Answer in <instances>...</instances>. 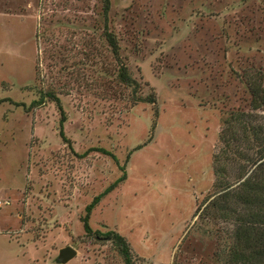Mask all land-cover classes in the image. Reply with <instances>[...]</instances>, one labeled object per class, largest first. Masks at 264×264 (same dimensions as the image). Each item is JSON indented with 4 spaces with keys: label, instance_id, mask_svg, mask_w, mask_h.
Returning <instances> with one entry per match:
<instances>
[{
    "label": "rangeland",
    "instance_id": "1",
    "mask_svg": "<svg viewBox=\"0 0 264 264\" xmlns=\"http://www.w3.org/2000/svg\"><path fill=\"white\" fill-rule=\"evenodd\" d=\"M106 1L0 0V264H56L68 246L67 264H123L81 223L123 173L94 231L124 237L136 264H201L211 250L195 211L213 195L239 76L264 79V0ZM121 64L154 104L133 106L122 85L113 95Z\"/></svg>",
    "mask_w": 264,
    "mask_h": 264
},
{
    "label": "trees",
    "instance_id": "2",
    "mask_svg": "<svg viewBox=\"0 0 264 264\" xmlns=\"http://www.w3.org/2000/svg\"><path fill=\"white\" fill-rule=\"evenodd\" d=\"M104 2V11L107 12L108 2ZM105 37L117 63L120 52L118 41L112 33L106 32ZM118 69L111 83L114 96L117 95L115 87L122 85L131 91L129 96L133 106L155 103L153 95L143 97L140 94L141 83L124 64ZM239 78L244 90L242 105L223 114L218 147L212 156L213 195L203 210L198 208L195 211L197 221L204 225L199 229L212 242L206 261L201 264H264V116L261 115L264 113V79L262 75L254 76L244 71ZM53 100L61 114V123H65L59 100ZM59 131L61 139L67 142L62 124ZM99 152L111 156L116 162L107 151L101 149ZM124 180L125 173L104 193L95 197L85 207L81 223L85 236L110 242L123 264H136L137 258L124 237L115 231H94L89 224L91 213L100 200ZM187 235L180 246L185 243ZM173 260V264H177L176 255Z\"/></svg>",
    "mask_w": 264,
    "mask_h": 264
},
{
    "label": "water",
    "instance_id": "3",
    "mask_svg": "<svg viewBox=\"0 0 264 264\" xmlns=\"http://www.w3.org/2000/svg\"><path fill=\"white\" fill-rule=\"evenodd\" d=\"M77 256V251L68 246L61 249L58 253V256L55 260L56 264H67Z\"/></svg>",
    "mask_w": 264,
    "mask_h": 264
},
{
    "label": "built area",
    "instance_id": "4",
    "mask_svg": "<svg viewBox=\"0 0 264 264\" xmlns=\"http://www.w3.org/2000/svg\"><path fill=\"white\" fill-rule=\"evenodd\" d=\"M1 204V203H0Z\"/></svg>",
    "mask_w": 264,
    "mask_h": 264
}]
</instances>
